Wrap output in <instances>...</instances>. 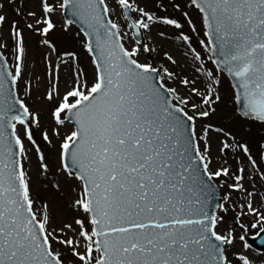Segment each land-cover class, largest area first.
Here are the masks:
<instances>
[{"label":"snow or ice","instance_id":"snow-or-ice-1","mask_svg":"<svg viewBox=\"0 0 264 264\" xmlns=\"http://www.w3.org/2000/svg\"><path fill=\"white\" fill-rule=\"evenodd\" d=\"M154 30L183 65L147 59ZM248 122L264 130V0H0V264H264Z\"/></svg>","mask_w":264,"mask_h":264},{"label":"rangeland","instance_id":"rangeland-1","mask_svg":"<svg viewBox=\"0 0 264 264\" xmlns=\"http://www.w3.org/2000/svg\"><path fill=\"white\" fill-rule=\"evenodd\" d=\"M169 14L177 15L171 8H169ZM13 16H14V14L9 12V18L11 19V18H13ZM54 20L57 23L56 35L59 36L60 32H61L60 25L62 23V21L60 19V15L55 16ZM197 25L199 27V22L198 21H197ZM6 27L7 26H5V31H6ZM72 28H73V26H72ZM163 30L168 32L170 35L174 34V32H175L174 29H170V28H164ZM76 31H77L76 28H73V32L75 33ZM185 32H189V29H188L187 25H185ZM189 34H191V33L189 32ZM153 40L155 42V47H156L157 50L155 52H152L150 55H148L147 59L150 56L151 57L150 61H152L153 63L160 62V61L163 60V51L167 50V51H169L171 54H173L176 57L177 61L181 65H183L185 63L184 57L182 55V53L185 51V49L183 47L179 46V44H180L179 41H175L174 39H168V40L161 39L160 37L155 35V30L153 32ZM146 42H147V39H146ZM194 46H196L198 48V50H201V49H199L198 44H195V40H194ZM75 47H76L77 50H80L78 43L75 44ZM82 55H86V54L82 53ZM145 58L146 57L144 56V57L141 58V60L143 61ZM84 64L87 67L88 71L91 72V66H90V64H89L87 59H85ZM209 67H212V65L209 64ZM35 72H36L37 75H41V77H42L43 65L42 64H38L36 66V68H35ZM228 82L229 81L226 80V78H224V80H223V90H227L230 87ZM33 88H34L33 96L35 98V97L38 96L39 93H42L44 91L45 82L43 80V77L41 78L40 81H37L36 79H33ZM35 106L36 107H41V105H39V104H36ZM46 107H47V105H44L45 109H46ZM231 108H232L231 104H227L226 106L225 105L221 106V110L224 113H228L231 110ZM213 120L218 125L225 126V127L231 126V122L229 120L220 119L219 117H213ZM42 123L43 124H47L48 123V116H47L46 110L43 111ZM36 131H37V139H38V141H40L42 146L45 147V149H46L47 146L43 144L42 140H40V136H39L38 130H36ZM250 132L254 133V135L257 138L259 136L264 135V130H261L259 127H256L251 122H248V123H246L243 126V128L239 131V135L244 136L245 139H250V137L247 135V133H250ZM54 143H55V140H54ZM251 146L253 148V151L255 152L256 151V144L254 142H252ZM213 153H214V157L216 158L214 160V164H213V167H215L220 162V155H219L218 151L216 150L215 143L213 145ZM232 156H233V153L230 151L229 154H228V157H227L230 164L233 163ZM241 156H242V154H241ZM45 184H46V181H44L42 177L40 178V180L36 181V186H37L36 190H38L40 192L41 196H44V197L51 196L54 201H60L62 199H66L67 189H65V197L62 198L58 193H55L54 191L53 192H48L45 189V187H44ZM226 191H227L226 188H222V194H224ZM229 215H232V214L230 213ZM252 237H253L252 234H250L249 235L250 244H251ZM249 254L254 256V257H256L258 261H260L262 258H264V255L259 254L252 246H251V250H250Z\"/></svg>","mask_w":264,"mask_h":264},{"label":"water","instance_id":"water-1","mask_svg":"<svg viewBox=\"0 0 264 264\" xmlns=\"http://www.w3.org/2000/svg\"><path fill=\"white\" fill-rule=\"evenodd\" d=\"M77 25V24H76ZM78 26V25H77ZM217 196L219 197V193H218V191H217Z\"/></svg>","mask_w":264,"mask_h":264}]
</instances>
